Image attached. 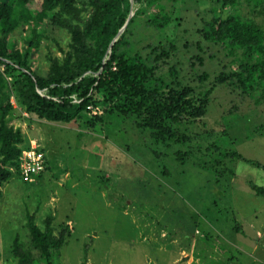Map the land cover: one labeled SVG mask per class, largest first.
<instances>
[{
    "label": "rangeland",
    "instance_id": "obj_1",
    "mask_svg": "<svg viewBox=\"0 0 264 264\" xmlns=\"http://www.w3.org/2000/svg\"><path fill=\"white\" fill-rule=\"evenodd\" d=\"M146 1L130 0L129 17L146 8ZM214 3L190 0L180 10L181 72L197 82L204 72L211 81L230 60L197 32ZM251 7L264 29V7ZM147 14H155L153 6ZM42 27L45 31L46 24ZM26 28L7 37L11 51L28 49ZM148 32L143 29L141 36ZM53 36L66 48L65 35ZM50 55L61 53L53 40H44L33 51L31 65L46 71ZM12 102L9 125L23 132L26 145L35 142L46 151L54 167L34 183L16 174L0 188V264H16L12 243L17 232L26 233V215L40 221L48 213L55 215L56 225L69 227L61 264H83L84 259L86 264H264V197L252 188H264L263 168L228 163L232 175L220 177L199 168L209 159L180 164L174 151L186 147L151 144L128 120L106 116L93 131L40 120L14 97ZM96 112L102 116L104 111ZM200 123L221 135L222 150H237L264 166V105L220 86Z\"/></svg>",
    "mask_w": 264,
    "mask_h": 264
},
{
    "label": "trees",
    "instance_id": "obj_2",
    "mask_svg": "<svg viewBox=\"0 0 264 264\" xmlns=\"http://www.w3.org/2000/svg\"><path fill=\"white\" fill-rule=\"evenodd\" d=\"M212 1L211 16L203 18L197 32L230 60L211 81L204 72L197 82L181 72L178 43L180 10L190 0H147L148 6L130 18V0H0V188L16 175L18 158L29 147L23 132L9 125L12 97L40 120L93 131L106 116L128 120L151 144L186 147L174 151L180 164L209 159L199 168L220 177L231 176L227 165L238 161L264 169L237 150H222L221 135L200 123L220 86L264 105V29L251 7H264V0ZM152 6L155 14L148 15ZM24 26L28 49L11 51L7 37ZM143 29L149 30L144 37ZM56 32L65 35L66 48L60 46L62 38L53 36ZM44 40H53L61 53L48 57L46 71L31 65L33 51ZM73 95L81 99L79 104L72 102ZM90 106L102 108L103 115H94ZM252 188L264 197L263 187ZM55 220L53 213L40 221L35 214L26 215V233L17 232L12 243L16 264H61L70 231L68 224L56 225Z\"/></svg>",
    "mask_w": 264,
    "mask_h": 264
},
{
    "label": "built area",
    "instance_id": "obj_3",
    "mask_svg": "<svg viewBox=\"0 0 264 264\" xmlns=\"http://www.w3.org/2000/svg\"><path fill=\"white\" fill-rule=\"evenodd\" d=\"M42 94V93H40ZM43 95V94H42ZM46 96V95H44ZM72 102L79 104L81 99L73 95ZM88 109L93 113L97 114L96 110L99 108L88 107ZM47 169V158L45 153L39 148L37 143L32 142L28 148L22 150L21 155L18 158V168L16 174L25 183L36 182L39 175L44 173Z\"/></svg>",
    "mask_w": 264,
    "mask_h": 264
},
{
    "label": "crops",
    "instance_id": "obj_4",
    "mask_svg": "<svg viewBox=\"0 0 264 264\" xmlns=\"http://www.w3.org/2000/svg\"><path fill=\"white\" fill-rule=\"evenodd\" d=\"M40 149H41V150H42V151L45 153V155H46V158H47V169H46V171H49V170H51V171H52V170H53V167H54V165H53L52 163H50V158L48 157V155H47V152H46V151H44L42 148H40ZM46 171H45V172H46ZM45 172H44V173H45ZM44 173H42V174H41V177L43 176V174H44ZM39 178H40V177H39Z\"/></svg>",
    "mask_w": 264,
    "mask_h": 264
},
{
    "label": "water",
    "instance_id": "obj_5",
    "mask_svg": "<svg viewBox=\"0 0 264 264\" xmlns=\"http://www.w3.org/2000/svg\"><path fill=\"white\" fill-rule=\"evenodd\" d=\"M130 18V17H129Z\"/></svg>",
    "mask_w": 264,
    "mask_h": 264
}]
</instances>
